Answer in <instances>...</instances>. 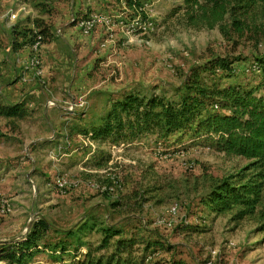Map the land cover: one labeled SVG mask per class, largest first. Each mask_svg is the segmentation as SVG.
Returning <instances> with one entry per match:
<instances>
[{"label":"rangeland","instance_id":"374dc122","mask_svg":"<svg viewBox=\"0 0 264 264\" xmlns=\"http://www.w3.org/2000/svg\"><path fill=\"white\" fill-rule=\"evenodd\" d=\"M22 1H18V5ZM30 1L53 11V1L44 0L41 5H37V0ZM131 1L136 4H129L128 0H104L100 5L109 12L101 9L98 14H110L114 24L98 26L90 35L80 33L79 37L85 38L87 46L82 53V64H88V72L80 81L84 92L65 89L53 92L55 97L69 101L92 99L95 106H91L90 112L97 116L108 103L126 93L145 97L156 94L178 102L185 94V83L194 69L210 87H242L255 96L264 97L262 9L251 13H255L256 18L243 36L234 34L227 39L218 27L188 26L182 0ZM15 2L0 0V103L5 105L14 104L15 96H20L24 89L5 88L10 80L5 79V70H10V66L1 59L8 46L4 34L9 32L16 39L25 36L27 43H31L37 30L31 16L18 11ZM87 9L88 13L81 14L82 17L95 14L90 7ZM15 13L16 17L11 19L10 15ZM139 14L151 20L153 26L146 34H137L129 40L119 23L121 20L130 23ZM54 34L52 31L51 38ZM107 39L111 40L107 46H101ZM14 46L20 45L15 43ZM216 58L233 62L232 70H202ZM80 108L87 110L88 103ZM218 109L207 105L202 116ZM24 114L27 115L25 111ZM79 114L83 118L82 113ZM86 116L90 120L89 114ZM8 118L14 121L17 117ZM6 122L10 121L0 117V134ZM104 143L105 147L97 149L101 171L86 178L91 180L92 191L95 192L96 185L103 187L98 193V199L103 202L102 207L98 205L101 212L92 218L85 216L70 227L58 226L65 228L66 233L50 227L40 240L38 250L24 264H77L87 252L105 262L113 254L118 240H131L133 264H171L179 260L185 264H264V177L256 175L264 174V169L260 171L251 167L249 160L215 150L202 133L195 135L192 128L167 136L149 134L137 141ZM239 177H243L244 183L262 182L259 202L241 216L238 215L240 207L215 213L208 204L211 190L222 180L235 181ZM51 192L57 210L65 198L53 190L49 194ZM75 204L82 209V203ZM173 205L178 208L176 214L170 212ZM6 215L0 214V217ZM36 220V217L30 220L29 225ZM108 229L107 245L101 247ZM112 232L120 235H110ZM0 264L13 263L0 260Z\"/></svg>","mask_w":264,"mask_h":264},{"label":"crops","instance_id":"0c3cea01","mask_svg":"<svg viewBox=\"0 0 264 264\" xmlns=\"http://www.w3.org/2000/svg\"><path fill=\"white\" fill-rule=\"evenodd\" d=\"M18 1L15 2L17 5ZM37 1V5L45 3L44 0ZM48 2L51 3L52 12L44 10L43 6H36L30 0H23L18 5V11L31 16L33 24L34 19H41L52 27L55 34L47 42L36 48L34 39L27 43L25 36L16 39L9 32L4 34L8 46L5 57L2 55L1 59L10 66V70H5V79H10L5 88L24 89V98L29 99L21 98L23 93L15 96L12 102H22L27 115L14 121V118H7L10 122H6L1 129L0 192L9 200L11 211L0 217V244L23 238L27 226L31 227L29 221L35 217L45 219L51 227L66 233L65 228L59 227H70L85 216L92 218L102 210L98 205L103 206L102 200L98 199L103 187L96 185L97 189L92 191L91 180L86 178L101 171L97 149H102L106 143L91 139L86 134L101 123L111 102L97 116L90 112L91 106H95L94 100L69 101L55 97L53 92L65 89L79 94L84 92L80 81L88 72V64H82V53L87 46L85 38L79 37L81 32L78 27L71 23L75 17L88 13V7L95 13L101 9L104 13L109 11L100 6L104 0ZM109 41L107 39L101 46H107ZM15 43L20 45L16 47L17 50ZM34 58L38 59L36 65L33 64ZM7 102L11 103V100ZM87 103L89 108L81 110L80 107ZM112 147H115L114 144ZM103 160L110 161L109 158ZM59 174L62 177H56ZM58 180H62L64 185L59 186ZM51 190L65 198L57 210L54 193L49 194ZM76 202L82 203L81 210Z\"/></svg>","mask_w":264,"mask_h":264},{"label":"trees","instance_id":"16d2710c","mask_svg":"<svg viewBox=\"0 0 264 264\" xmlns=\"http://www.w3.org/2000/svg\"><path fill=\"white\" fill-rule=\"evenodd\" d=\"M128 2L136 4L131 0ZM181 7L188 26L218 27L228 39L234 34L241 37L250 29V22L256 18L255 13H251L261 9L264 12V0H182ZM34 23L37 33L43 36V42L51 39V27L44 20L36 19ZM232 63L224 58H216L202 70L229 72ZM207 105L219 109L207 111L203 117L202 111ZM24 111L22 102L11 105L0 103V117H23ZM190 128L195 135L202 133L205 141L211 142L215 150L249 160L250 166L260 171L264 169V97L255 96L242 87H210L195 69L185 83V94L180 101L173 102L156 94L150 97L123 94L111 102L101 123L92 127L90 134H85L91 139L118 143L137 141L149 134L167 136ZM256 175L264 177L262 172ZM242 180L243 177L235 181L222 180L213 187L208 195V204L215 213L240 207L238 215L241 216L259 202L262 182L244 183ZM50 227L43 218L34 221L23 238L0 244V260L24 264L38 250L40 240ZM109 231H105L101 247L107 245ZM112 233L110 235H120L119 232ZM131 252V240H118L113 254L105 262H102V258L91 257L87 252L77 264H133ZM171 264L185 263L179 260Z\"/></svg>","mask_w":264,"mask_h":264},{"label":"built area","instance_id":"2783aa9c","mask_svg":"<svg viewBox=\"0 0 264 264\" xmlns=\"http://www.w3.org/2000/svg\"><path fill=\"white\" fill-rule=\"evenodd\" d=\"M16 14H11L10 18L14 19ZM72 22L78 27L81 33L84 35H90L95 28L98 26H107L110 27L114 24L113 17L110 14H92L87 17H75ZM121 28L126 31L127 37L129 40L132 39V36L138 34L144 35L150 30L153 26V22L147 18L141 17V15H137L130 23H124L122 20L120 21ZM35 40L34 46L38 48L43 43V36L37 33V30L34 31ZM142 41V39L140 40ZM38 62L37 58L33 59V64L36 65ZM220 71V69H217ZM82 104V103H80ZM57 183L59 186H63L64 182L62 180H58ZM11 211V206L9 200L0 192V214L6 215ZM171 214H176L178 212V208L176 205H173L170 210Z\"/></svg>","mask_w":264,"mask_h":264}]
</instances>
